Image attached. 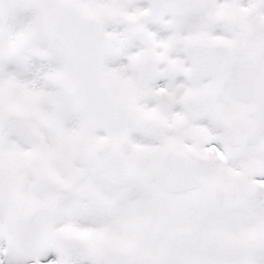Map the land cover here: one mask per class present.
Segmentation results:
<instances>
[{
  "label": "snow or ice",
  "instance_id": "obj_1",
  "mask_svg": "<svg viewBox=\"0 0 264 264\" xmlns=\"http://www.w3.org/2000/svg\"><path fill=\"white\" fill-rule=\"evenodd\" d=\"M0 264H264V0H0Z\"/></svg>",
  "mask_w": 264,
  "mask_h": 264
}]
</instances>
